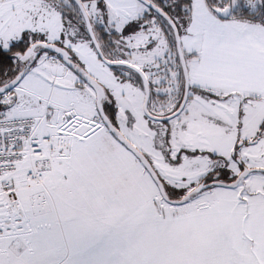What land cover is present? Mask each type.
<instances>
[{
  "label": "snow or ice",
  "instance_id": "obj_1",
  "mask_svg": "<svg viewBox=\"0 0 264 264\" xmlns=\"http://www.w3.org/2000/svg\"><path fill=\"white\" fill-rule=\"evenodd\" d=\"M0 264H264V0H0Z\"/></svg>",
  "mask_w": 264,
  "mask_h": 264
}]
</instances>
